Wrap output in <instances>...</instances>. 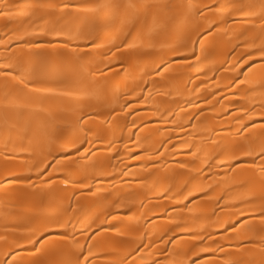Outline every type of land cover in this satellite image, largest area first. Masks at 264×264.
Returning a JSON list of instances; mask_svg holds the SVG:
<instances>
[{"label":"bare ground","instance_id":"obj_1","mask_svg":"<svg viewBox=\"0 0 264 264\" xmlns=\"http://www.w3.org/2000/svg\"><path fill=\"white\" fill-rule=\"evenodd\" d=\"M262 149L264 0H0V264H264Z\"/></svg>","mask_w":264,"mask_h":264},{"label":"snow or ice","instance_id":"obj_2","mask_svg":"<svg viewBox=\"0 0 264 264\" xmlns=\"http://www.w3.org/2000/svg\"><path fill=\"white\" fill-rule=\"evenodd\" d=\"M64 8H69V7H78L76 5H70V4H65L63 5ZM77 151H79V149H77ZM260 156H264V149L261 150V152L259 153ZM261 216H264V211L261 212ZM66 235V234H65ZM30 243H32L33 245H35L36 243H39L38 240L36 241H32L30 240ZM77 264H79V258L77 260ZM85 264H87V257H85Z\"/></svg>","mask_w":264,"mask_h":264}]
</instances>
